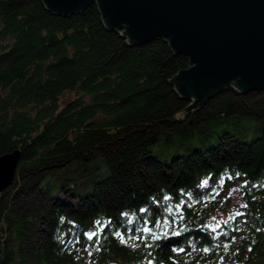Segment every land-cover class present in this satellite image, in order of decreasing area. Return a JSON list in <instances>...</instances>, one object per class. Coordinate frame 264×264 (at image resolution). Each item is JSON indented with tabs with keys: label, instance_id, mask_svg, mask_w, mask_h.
I'll list each match as a JSON object with an SVG mask.
<instances>
[{
	"label": "trees",
	"instance_id": "trees-1",
	"mask_svg": "<svg viewBox=\"0 0 264 264\" xmlns=\"http://www.w3.org/2000/svg\"><path fill=\"white\" fill-rule=\"evenodd\" d=\"M128 42L93 3L0 0V264H264V92L177 124L189 57Z\"/></svg>",
	"mask_w": 264,
	"mask_h": 264
},
{
	"label": "water",
	"instance_id": "water-1",
	"mask_svg": "<svg viewBox=\"0 0 264 264\" xmlns=\"http://www.w3.org/2000/svg\"><path fill=\"white\" fill-rule=\"evenodd\" d=\"M60 18L95 4L104 28L128 45L162 38L190 67L172 79L194 106L175 123L187 124L233 89L264 92V0H41ZM19 153L0 156V192L14 179Z\"/></svg>",
	"mask_w": 264,
	"mask_h": 264
},
{
	"label": "snow or ice",
	"instance_id": "snow-or-ice-1",
	"mask_svg": "<svg viewBox=\"0 0 264 264\" xmlns=\"http://www.w3.org/2000/svg\"><path fill=\"white\" fill-rule=\"evenodd\" d=\"M237 215H240V213H237ZM224 223H227V221H225ZM217 227H219V223L217 224ZM143 231L147 232L148 229L145 228V229H143ZM174 234L178 235V233H174ZM95 235H96V233L87 234L88 240H92L93 236H95ZM117 235H119V233H117ZM154 239H155V237H154ZM121 243H124L123 238H121Z\"/></svg>",
	"mask_w": 264,
	"mask_h": 264
},
{
	"label": "rangeland",
	"instance_id": "rangeland-1",
	"mask_svg": "<svg viewBox=\"0 0 264 264\" xmlns=\"http://www.w3.org/2000/svg\"><path fill=\"white\" fill-rule=\"evenodd\" d=\"M177 78H178V77H177ZM177 78H174V80L177 79ZM233 201H234L236 204L238 203V201H237L236 198L233 199ZM234 211H235V208H232L231 211H230V212H231L230 214H232V212H234ZM217 221H218V220H217ZM263 243H264V242H263ZM262 259H263V261H264V256L262 257ZM250 263H252V262H250ZM248 264H249V263H248Z\"/></svg>",
	"mask_w": 264,
	"mask_h": 264
}]
</instances>
